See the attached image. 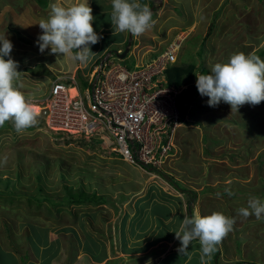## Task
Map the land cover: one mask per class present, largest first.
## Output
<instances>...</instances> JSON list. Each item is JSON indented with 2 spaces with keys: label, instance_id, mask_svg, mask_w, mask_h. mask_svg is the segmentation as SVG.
<instances>
[{
  "label": "rangeland",
  "instance_id": "1",
  "mask_svg": "<svg viewBox=\"0 0 264 264\" xmlns=\"http://www.w3.org/2000/svg\"><path fill=\"white\" fill-rule=\"evenodd\" d=\"M42 1L45 5L48 2L47 7L40 6L37 0H0V36H7L13 43L11 58L19 62L18 71L23 72L19 90L32 98L33 108L38 106L35 126L18 134L14 121H9L11 128L0 133V160L7 157L6 163H0V179L14 178L12 188L22 191L30 187V191L36 193L39 183L33 175L25 178L26 185L16 180H20L19 173H27L31 169L37 172L39 162L44 161L47 165L46 184L49 186L47 193L60 199L65 196L63 186H68L77 192L79 189L95 191L97 195L108 197V204L101 207L62 206L59 210H65L61 212L52 207L50 212L46 209L48 204L38 208L36 203L29 205L25 197H0V264H38L36 257L40 264H48V257L58 249L40 250L38 237L36 243H30V225L35 230L39 228L44 245L47 237L43 229L49 230V243L62 239V250L64 244L67 245L54 264H92L85 254L91 256L92 250L95 256L104 259L102 248L95 242L100 239H106L118 248L120 242H124L123 245L128 244L127 248L132 250L146 249L152 242L156 244L155 252L168 248L166 242L174 239L172 249L184 260L186 254L178 251L180 241L174 232L188 215V208L201 216L221 212L236 218L234 231L212 253L217 256L218 264H264V219L257 220L254 215L245 219L237 215L239 208L247 207L250 197L264 202V101L257 106L245 104L239 112H231V106L224 102L216 107L208 106L207 96H196L199 93L197 87L193 88L196 92H185L180 102L178 98L183 121L173 141V158L162 167L174 181L173 186H178L180 191L175 192L174 187L168 186L160 175H148L112 153L113 144L106 138L77 144L48 131L50 123L49 126L47 123L44 125L40 112L51 80L59 74H71L75 67L85 64L65 59L62 55L57 61V55L49 54L50 48L40 52L36 43L42 34L38 23L49 17L51 5L59 3L67 7L77 2ZM105 2L107 0H89V6L94 8ZM139 2L150 4V0ZM161 2V8L153 14L154 27L145 33L146 39L134 44L123 65L136 69L139 66L138 50L145 52L147 56L143 61L147 62L172 43L182 45L178 63L171 64L174 77L179 64H192L198 70L200 66H207L210 71L211 65L227 62L237 52L256 53L264 60V55H261L264 51V0ZM156 4L160 7V3ZM154 6L155 3L150 8L152 11ZM93 16V26L103 23L101 19L104 18L111 21V13L99 14L93 9ZM102 26L111 32L101 30V50H124L128 39L125 43H122L124 38L118 40L111 23ZM141 37L143 35L134 37V40ZM94 48L92 45L93 53ZM8 58L5 57L6 60ZM98 60L96 54L86 64ZM226 187L231 188L233 196L224 191ZM217 192L221 193V198L215 196ZM135 207L139 212L137 216L133 214ZM124 212H127V222H123ZM153 213L155 229L152 232L155 231V236H145L150 232L142 231V227L152 225ZM90 215L96 218V222ZM134 218L136 220L131 222ZM61 230L67 232L61 233ZM71 230L83 233L84 240L77 236L74 239ZM122 232L123 237L119 236ZM160 240L165 242L157 244ZM190 248L198 251L191 264H201L199 240L193 241ZM121 249L122 246L117 250ZM126 254L129 259L132 257L126 264L138 263L133 253ZM27 255L31 259L26 258ZM41 256H44L42 262ZM116 257L126 259L121 253ZM207 259L204 258L203 262L210 264Z\"/></svg>",
  "mask_w": 264,
  "mask_h": 264
},
{
  "label": "clouds",
  "instance_id": "2",
  "mask_svg": "<svg viewBox=\"0 0 264 264\" xmlns=\"http://www.w3.org/2000/svg\"><path fill=\"white\" fill-rule=\"evenodd\" d=\"M161 1L155 0V10L161 8V4H163ZM111 2V24L114 35L116 33L128 32L129 36L131 34L134 37H138L154 27L156 21L153 19V14L155 11H152L148 5L141 4L139 0H111ZM157 2L160 3V7H158L159 4L157 6ZM94 19L93 9L89 6V0H77L76 3L67 7L59 3H53L49 17L47 19H41L38 23L42 34L38 36L36 43L41 53H44L46 49L50 48L51 51L49 54L57 55V61L62 55L65 59L85 64L84 66L75 67L71 74H59L52 79L51 83L53 84H50L46 97L43 99L45 101L44 104H46V99L50 93L52 94L54 92L56 85H63L66 88L65 93L72 101L78 96L87 97L91 95L93 75L101 64H107L106 70L101 71V74L103 78L107 76L110 81L111 76L107 73L112 67L118 65L126 66L122 62L129 57L131 50H129L123 59H121V56L125 51L123 52L121 49L115 52L102 51V54L98 55V61L86 64L96 55V53L92 52L91 46L97 44L102 39L93 27ZM181 40L183 39L181 38ZM0 45H2L0 46V127H3L7 121H14L16 132L19 134L37 124V113L32 106V98L25 96L19 90L22 87L19 81L23 72L18 71L19 62L11 58L14 47L13 43L7 36H0ZM181 47V44L172 43L166 49H163L166 53L171 52L174 55V62L166 63L164 70L158 74L160 77H154V82L167 88L171 87L167 74L169 70L172 72L171 64L178 63ZM165 54L160 51L159 59L156 60L155 56H153L147 62L143 61L138 63L141 66L140 68H137V66L136 69L126 67L130 70L143 69L146 63L152 64L155 61L156 64ZM5 57L9 58L6 60ZM181 66L179 64L178 67ZM203 67L209 72L207 66ZM201 68L200 66V70H202ZM196 73L197 90L201 96H207L209 98L207 103L210 107H216L221 102H224L231 106V112H239L240 107L245 104L257 106L264 101V60L256 55V53L245 54L243 52H237L232 54L227 62H218L211 65L209 74H201L202 71H197ZM177 107L180 117L179 126L172 136V146L169 156L158 167L141 168L127 162L120 153L114 150L115 144L112 140L113 147L110 151L118 155L127 164L144 170V173L147 172L146 174L148 175H160L168 186L174 187L176 191H180L178 186H173V183L170 184L167 182L164 175L168 174L162 170L167 160L173 158V154L175 153L173 141L177 130L182 124V115L178 104ZM40 113L42 120H45L42 110ZM48 131L54 136L57 134L49 129ZM94 137L96 140H103L105 138L102 134L94 135ZM77 138L89 139L90 137L72 136L70 139H67L64 136L63 139L72 141ZM6 162V156L0 160V163ZM156 170H161L164 173L159 174ZM224 191L229 196L234 195L230 187H226ZM215 196L221 198V193L217 192ZM189 210L190 208H188V215H185L182 219L179 229L174 232L175 238L180 241L178 251L180 254H186L189 245L193 241L199 240L202 252L201 260L203 261L205 257H210L222 241L234 231V226L237 221L235 217L227 216L221 212H214L207 216H201L191 212L192 216H190ZM237 215L245 219L252 215L257 220L264 219V202L257 197H250L247 207L239 208Z\"/></svg>",
  "mask_w": 264,
  "mask_h": 264
},
{
  "label": "built area",
  "instance_id": "3",
  "mask_svg": "<svg viewBox=\"0 0 264 264\" xmlns=\"http://www.w3.org/2000/svg\"><path fill=\"white\" fill-rule=\"evenodd\" d=\"M168 62H174L171 52L143 69L118 65L107 73L111 81L103 78L107 64H101L93 75L91 95L73 101L63 85H56L42 108L49 130L67 138L102 134L127 162L158 167L169 156L180 120L170 88L153 81Z\"/></svg>",
  "mask_w": 264,
  "mask_h": 264
},
{
  "label": "trees",
  "instance_id": "4",
  "mask_svg": "<svg viewBox=\"0 0 264 264\" xmlns=\"http://www.w3.org/2000/svg\"><path fill=\"white\" fill-rule=\"evenodd\" d=\"M37 2L40 6L47 7V5H48V2H47V5H45L42 0H37ZM93 9H95L98 13H101L100 11L102 10V8H100V5L95 6ZM261 53H262L261 55H264V51H262ZM257 55L259 56V54H257ZM155 58H157V54H155ZM201 69L202 70H198L196 68L194 69V65L187 64L183 67L182 66L178 67V69L176 71L177 73L175 74V77L173 76L174 72H171L169 70V72L167 74L168 82L171 86H176L178 88H183L186 86V88H184V93L185 92H187V93L188 92H190V93L196 92L197 90H193V88L197 87L196 86V81H197V76H196L197 73L196 72L202 71L201 74H209L208 70H206L204 67H202ZM184 93L179 98V102L181 101L180 99L184 96ZM199 95H200V93L196 94V96H198V97H199ZM8 128H11L9 126V121H7L3 127H0V133H2L3 129H8ZM56 136H59L62 139L64 138V135H56ZM70 138L68 137L67 139H70ZM95 140H96V138L94 136H92L89 139L77 138L75 140H72V142H75L77 144L78 143L85 144V143H94ZM68 141H70V140H68ZM39 163H40V165H38V171L37 172L35 170L31 169L27 173H19L20 180L18 178L16 180V182H19V184L26 185L27 182H26L25 178L29 175H31V176L33 175L34 180L37 183H39V186L37 188L36 193H32L30 191V190H32V189H30V187L26 188L22 191L17 189V188H12L14 186L13 185L14 183L12 184V180L15 181L14 178L5 179V180H3L1 178L0 184L2 185V187L0 186V197H7V198L11 197L12 199L15 197H25V198H27L29 205L36 203L38 208H41L45 204H48V206H46V209H47V211H50V212H51L52 207L57 208L58 209L57 211L61 212L62 210H65L64 208L62 210H59V208L62 206H65V207H72V206H76V205L77 206H82V205H84V206L85 205L86 206H90V205H92V206H104V205L108 204V197L106 198V196H101L99 194L97 195L95 191L89 192L87 190H80L79 189L77 192V191H72L68 186H63V188L65 189V193H64L65 196L63 198L59 199V198H56V197L50 195L49 193H47L49 186H47V184H46L47 177H46L45 171L47 170V165L45 164L44 161L39 162ZM18 171H19V169H18ZM156 171H157V173L162 174V172H160L158 170H156ZM10 201H12V200H10ZM34 230H35L34 226L30 225L29 226V231H30L29 242L30 243L32 241L36 243V238L38 237L40 250L42 249V251L43 250L47 251L52 247L58 249L57 251H53L52 254L48 257V261H47L48 264H53L55 259L58 257L59 253L61 252V249L63 246L62 239H58V240L53 241L52 243H49V230L43 229L44 235L47 237L46 245H44L42 242L41 232H40L39 228H37L38 233H37V230H35V231ZM65 232H67V231L61 230V233H65ZM70 232H73V230H71ZM32 249L34 250L33 246H32ZM43 257L44 256H41V262H42ZM26 258H29V256L27 255ZM214 258L217 259V256H214ZM217 263H218V259H217ZM246 264H249V263H246Z\"/></svg>",
  "mask_w": 264,
  "mask_h": 264
},
{
  "label": "crops",
  "instance_id": "5",
  "mask_svg": "<svg viewBox=\"0 0 264 264\" xmlns=\"http://www.w3.org/2000/svg\"><path fill=\"white\" fill-rule=\"evenodd\" d=\"M155 3V0H150V4H149V7H152V5H153V3ZM102 5V10L100 11L101 13H99V14H105V13H111L112 12V2H111V0H107V2H105V4H101ZM100 5V6H101ZM92 6V5H91ZM92 9H93V6H92ZM154 11H155V7H154ZM105 20H108V22H106V23H104L105 22ZM101 22H103V23H97L96 24V26H93L94 27V29H97V30H99L97 33L101 36V30H103V29H106V28H104L103 26H102V24H104V25H106V24H110L111 23V21H109V19H107V18H104V19H101ZM106 30H108V29H106ZM109 32H111L110 30H108ZM148 32V31H147ZM117 37H118V40H120V39H122V38H124L123 40H122V43H125L126 41H127V39H128V36H129V33L128 32H123V33H116L115 34ZM153 36H154V34H152ZM142 36V35H141ZM145 36V33L143 34V37H141V38H136V41H135V43L136 42H138V43H141L140 41L141 40H143L144 38L146 39V37H144ZM100 42V41H99ZM97 43V44H95V45H93V46H95V53L97 54V55H100V54H102V50H101V47H100V44L101 43ZM140 51L141 50H138L137 52H136V56L139 58V63L140 62H143V60H144V58L147 56V55H145V52L144 53H140ZM153 57V56H152ZM210 72V71H209ZM139 184V183H138ZM148 188V187H147ZM155 188V187H154ZM154 194H155V192H154ZM153 205H155V203L153 204ZM104 206H106V205H104ZM99 207H101V206H99ZM134 210V212H133V214L135 215V216H137L138 215V210L136 209V207L133 209ZM127 213V212H126ZM125 212L122 214L123 216H122V218H123V222H127V217H125V215H127ZM94 214V213H93ZM98 215H99V213H98ZM98 215L96 216V217H98ZM91 216V215H90ZM89 216V217H90ZM151 218L153 219L152 220V225H150V226H143L142 228V231H144V232H150V234H148V235H145V236H151V237H153V236H155V231L154 232H152V230L153 229H155V214L153 213L152 215H151ZM91 219L94 221V222H96V218H93V216H91ZM136 220V218H134L131 222H133V221H135ZM158 224V223H157ZM140 225H142V224H140ZM146 225V224H145ZM141 227V226H140ZM72 236H73V238L75 239V237L77 236V237H82V239L84 238V234L83 233H76L74 230H73V232H72ZM119 236H122L123 237V232L119 235ZM136 237V236H135ZM94 238H97L96 236H94ZM78 239V238H77ZM163 239H165V238H163ZM84 240V239H83ZM124 240V239H123ZM63 241V240H62ZM125 241V240H124ZM175 240L173 239L172 241H170V243H168V242H166L167 244H169V246H171V248L169 249V246H168V248H165V249H162L160 252H155V243H152V242H149L148 244H147V247H146V249H139V250H132V249H128L127 248V246L126 245H128V244H126L125 243V245H123L124 244V242H120L121 244H120V247L122 246L123 247V249H121V250H117V249H119L118 248V245H117V247H115V244H114V246H113V244L112 245H110L109 244V242L106 240V239H100L99 241H95L96 242V244L98 245V246H100L101 248H102V251H103V256L105 255V257H104V259L102 258V257H97V256H95L94 255V253H93V250L91 251L92 252V255L90 256L88 253H85V254H87L88 255V257H89V259L91 260V263L92 264H113L114 263V261H116L114 264H126V262H128L129 261V263L131 262V260L130 259H132V257L129 259V256L126 254V253H128V252H130V253H133L134 255H135V259H137V260H135V259H133V260H135V261H137L138 263H136V264H148V262H149V264H176V262H179V264H191V261H192V257H193V255H197V253H198V251L196 250V248H194L193 249V251L191 250V248L190 249H188L187 250V253H186V257H185V259L184 260H181V258H180V256H179V254H177L176 253V251L174 250V249H172L173 248V246H172V244H173V242H174ZM196 241V240H195ZM159 242H165V240H160V241H158L157 242V244L159 243ZM192 244V243H191ZM191 245H189V247H190ZM67 247V245H65L64 244V250H62L61 249V252L59 253V255H58V257L55 259V260H57V262L59 261V259H60V256H62V254L65 252V248ZM154 248V250H150L151 248ZM176 247V246H175ZM174 247V248H175ZM178 247V246H177ZM15 251V250H14ZM80 250L78 249V252H79ZM148 251H150L149 253H148ZM17 252V251H16ZM139 252H142V253H139ZM121 253V255H125V257H126V259H124V258H122V257H116V258H114V256H116V255H119ZM33 255H34V253H33ZM146 255V256H145ZM64 256V255H63ZM75 256V255H74ZM214 254H212L211 255V257H208V259L207 260H209L211 263L210 264H213V262H214ZM34 257H36L35 255H34ZM76 257V256H75ZM207 257H205V259H206ZM29 259H31V257L29 258ZM28 259V260H29ZM36 259H37V261H38V264H40V261L38 260L39 258L38 257H36ZM94 259V260H93ZM187 259H189V260H187ZM119 260V261H118ZM140 260H142L143 262H139ZM200 261H201V264H207V262L205 261V262H203L202 260H201V256H200ZM55 262V261H54ZM75 262V261H74ZM54 264V263H53ZM71 264V263H70ZM198 264V263H197Z\"/></svg>",
  "mask_w": 264,
  "mask_h": 264
},
{
  "label": "bare ground",
  "instance_id": "6",
  "mask_svg": "<svg viewBox=\"0 0 264 264\" xmlns=\"http://www.w3.org/2000/svg\"><path fill=\"white\" fill-rule=\"evenodd\" d=\"M128 39H130V41H128V43L126 44V46H125V49L124 50H122L121 49V51H126V49L128 48L129 50H131L132 51V48L135 46L134 44H135V40H134V36H128ZM131 43V45H129ZM162 53H166L165 51H162ZM159 57H160V53L159 54H157V58H156V60L157 59H159ZM149 64H147V65H145V67H147ZM141 66H137V68H140ZM173 71V70H172ZM174 72V71H173ZM160 77V75H156L155 76V78H159ZM51 84H53V83H51ZM186 87V86H185ZM185 87H183V88H181V90H179V88H177L176 86H171L170 87V89L168 90L169 91V96L171 95V99H172V101H174L176 104H178V98H180L182 95H183V93H184V90H182V89H184ZM34 110H38V108H37V106L35 107L34 106ZM40 118L42 119V117H41V115H40ZM181 118H182V116H181ZM182 121H183V119H181ZM44 123L47 121L46 120V118H45V120H42ZM188 121H190V120H188ZM56 135H59V134H56ZM60 135H62V134H60ZM71 137V136H70ZM142 170V169H141ZM144 171V170H143ZM147 173V172H146ZM150 174V173H149ZM152 175H154V174H152ZM175 192H177V191H175Z\"/></svg>",
  "mask_w": 264,
  "mask_h": 264
},
{
  "label": "water",
  "instance_id": "7",
  "mask_svg": "<svg viewBox=\"0 0 264 264\" xmlns=\"http://www.w3.org/2000/svg\"><path fill=\"white\" fill-rule=\"evenodd\" d=\"M131 36H132V35L130 34V37H131ZM129 45H131V43H130ZM128 52H129V49L127 48L126 51L124 52V54L121 56V59L125 58ZM164 178H165V179L167 180V182H169L170 184L173 183V180H172L168 175H164ZM189 212H190V216H192V214H191V210H189ZM215 264H218V263H217V259H215Z\"/></svg>",
  "mask_w": 264,
  "mask_h": 264
}]
</instances>
